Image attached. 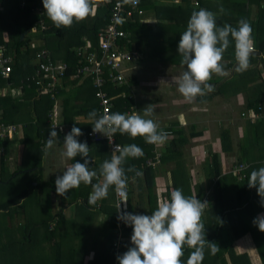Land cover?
Wrapping results in <instances>:
<instances>
[{
	"label": "crops",
	"instance_id": "obj_1",
	"mask_svg": "<svg viewBox=\"0 0 264 264\" xmlns=\"http://www.w3.org/2000/svg\"><path fill=\"white\" fill-rule=\"evenodd\" d=\"M139 2L144 15H135L132 20L120 25V29L128 35L120 42L128 49L131 48L129 45L132 40L129 31L124 29L125 25L135 23L156 25L160 27L158 31L171 26L168 21L161 19L163 17L159 18L154 7L147 6V0H139ZM169 2L179 3L174 0H154L155 5H168ZM127 4H129L128 7L131 6L130 3L127 2ZM209 5H213L212 12L217 13V24L220 26L227 23L237 27L241 18L247 19L251 24L255 50L248 70L243 72L237 70L234 56L235 42L232 41L224 54L223 62L226 67L224 75H213L209 81L214 90L203 97H197L193 102H188L179 93L172 80L174 76L186 71V66L182 63V65H174L178 63L177 60H182L181 56H172L178 48L179 40L176 38L174 41L170 37L171 34L166 32L170 42L167 38L164 42L161 38L154 39L152 42L156 46L155 53L152 50L141 53L143 60L138 62V69L128 75L124 84L117 87H111V85L105 87L113 103L114 113L123 111L116 108L117 98L111 96L112 91L110 93L109 91L111 88L117 91L128 87L127 92L121 93L120 96L129 97L135 105L123 113L140 112L142 115L143 109L153 104L155 111L149 118L170 133L164 144H151L152 156L147 159L146 166L142 165V168H139L140 165L137 163L139 158L126 160L125 169L135 167L143 173L142 176H136L134 172H126L127 184L130 188L126 196V211L151 215L158 203L170 200L173 190L182 189L186 196H197L201 201L209 202L202 217L206 228V239L218 244L219 251L213 255L206 248L204 264L212 261H217L219 264H264V232L253 224V220L264 213V206L260 203L261 198L257 190L248 187L250 173L264 167V122L253 119V114L258 112L259 107H264V0H211ZM220 5L227 10L226 14H219ZM99 6L105 5L102 3L94 5L91 14L85 20L63 28L73 29L82 23L88 24ZM202 7L205 8L203 4ZM8 11L13 12L11 19L17 17L15 20L10 19L15 24L8 30L23 32L20 39L24 44L20 48V61L23 67L19 75L22 74V70L25 71L28 84L25 89L22 84L13 85V87L7 85L8 87L0 89V98L11 97L17 101L19 107V116L16 120L14 117V121L10 122L3 120V113L0 111V124L16 128L12 138L9 136L0 138V189H3L1 184H15L22 174L29 176L35 171H41L44 176V172L49 169L46 172V179H52L54 176L57 178L58 175H62L75 161L83 163V157L78 156L69 160L61 155L64 151V137L74 125L83 132V135L77 139L80 142L86 141L90 148L89 155L93 161L90 168L98 173L93 183L102 182L103 178L99 175L100 166L105 160H110L113 152L107 142H96L88 135L93 128V121L88 119V113L94 109L100 112V103L96 97L92 79L86 77L81 80H72L67 77L57 86L53 96L42 90L35 83L37 55L47 51L53 62L72 64L74 60L71 61L67 49L71 42H60L61 52L48 47L53 22L47 17L42 0H0V13L4 14ZM142 19L148 22H143ZM9 31L5 33L9 34ZM55 47L58 49V45ZM4 48L6 56L11 59L13 65L15 74H12L16 77L17 72L14 66L17 51L14 48L11 50L15 56L13 57L7 54L6 46ZM142 64L144 66L140 68ZM140 86L146 87L148 91L138 90ZM30 92L34 96L29 94ZM159 98L160 103L154 104V100ZM44 100L52 102L53 106L47 109L45 124H41L38 118L47 105H38L37 102ZM36 125H39V130H45L44 136L39 139L41 146L38 148L30 147V144L24 141L28 137V130H32ZM52 126H56L55 130L59 137L54 148L48 150L46 141ZM120 135L116 133V137ZM117 142L121 144L118 138ZM169 145L171 146L168 147ZM158 154L159 162L155 166L150 165V161L157 162ZM241 166L245 168L240 170L239 174L235 173ZM55 169L57 173H54ZM147 170L150 173L149 176L146 174ZM242 176L245 177L242 178ZM41 178L37 175L25 182L26 187L19 190L18 194H13V197L22 196L19 204L14 206L5 217H0V220H3L1 227L4 226L6 233L4 238L0 236V247H3V249L0 248V261L8 258L13 260L16 256L12 253L13 242L23 237L20 234L18 236L14 233L9 234L5 226L9 225L19 231L22 226L21 220L25 215L23 207L27 201L26 198L32 193L39 192L38 189L41 186L46 188L51 183L55 185L53 182L56 178L53 181ZM7 181L11 182L7 183ZM8 188L14 191L13 187ZM86 192L88 195L84 201L93 212L94 220L87 221L86 214L77 215L75 204L78 203H70L69 192L65 196H60L54 188L48 195V197L52 195L54 200L51 217L40 220L36 228L39 230L44 221L49 225H55L54 219L59 210L64 207L63 215L71 221L69 222L71 225H69L70 229L63 226V234L69 235L75 242L74 246L77 247L79 243H93L98 236L97 231H102L104 226L105 230L109 228L108 212H110L116 220V233L123 241L121 249H113L112 252L115 256L112 264H119L117 256L122 255L127 248L133 229L119 227L115 189L110 188L106 200H98L94 205L88 203L92 192L91 185L87 186ZM5 204L6 201L4 203L1 201L0 209L5 208ZM90 252L94 250L90 248ZM93 255V253L86 254L84 264H89ZM189 255L190 249L185 248V254L182 257L184 264Z\"/></svg>",
	"mask_w": 264,
	"mask_h": 264
},
{
	"label": "clouds",
	"instance_id": "obj_2",
	"mask_svg": "<svg viewBox=\"0 0 264 264\" xmlns=\"http://www.w3.org/2000/svg\"><path fill=\"white\" fill-rule=\"evenodd\" d=\"M47 17L57 29L71 27L74 23L85 20L91 13L93 0H42ZM136 6L139 0H127ZM223 5L219 6V14H226ZM253 29L245 18L233 27L225 23L217 24V13L205 8L193 10L188 20L186 30L180 35L177 51L182 57L181 63L186 71L172 78L179 93L188 102L197 97H203L212 92L209 83L213 75H224L226 67L224 54L235 42V60L238 71H246L251 65L254 53ZM231 38V39H230ZM155 111V105L150 104L140 112L132 114L97 110L88 113V119L93 121L92 133L106 136L111 144L114 134L128 135L131 138L141 137L146 143L162 145L167 141L168 133L153 119L149 118ZM56 126H52L46 141V148L51 150L58 143ZM83 132L75 125L64 137V151L61 155L69 160L83 157L84 162L75 161L69 165L62 175L55 180L56 192L65 196L73 189L91 185L92 192L88 203L94 205L98 200L106 199L110 188L114 187L117 195L124 198L125 210L121 211L119 204L118 220L132 227V246L122 255L117 256L119 264H184L182 257L185 248L192 249L186 264H202L205 249L211 254L219 251L216 243L206 239V228L203 214L209 206L208 201H201L197 196H186L182 189L171 192L170 200L158 203L151 215L133 214L126 211V196L128 176L126 172H134L136 176L143 173L135 167L125 169L128 158H140L143 149L136 144L123 147L115 145L110 160H105L99 169L102 182L93 183L98 173L90 168L93 163L89 155L87 142L77 138ZM118 153V154H117ZM248 187L255 188L264 206V167L253 170L248 178ZM253 224L264 232V213L258 215Z\"/></svg>",
	"mask_w": 264,
	"mask_h": 264
},
{
	"label": "trees",
	"instance_id": "obj_3",
	"mask_svg": "<svg viewBox=\"0 0 264 264\" xmlns=\"http://www.w3.org/2000/svg\"><path fill=\"white\" fill-rule=\"evenodd\" d=\"M201 5L207 9L212 11L214 7L213 5H209L211 0H200ZM148 4L147 6L149 8L154 7L157 12L159 18L166 20L169 22L171 26H167L166 29L162 31H158L160 27H156L153 25H145V24H127L125 25L124 29L129 31L131 35L132 43L129 45L132 50H138L140 53H144L145 51L152 50L153 53H155L156 46L152 42L156 38H161L162 41H165V38H167L170 42V39L168 36H166V32H168L170 37L175 41L177 38L180 40V35L185 31V28L187 27L188 20L190 19V15L192 13L193 9L190 5L189 0H178V4H175L173 2H169L168 5L166 4H158L155 5L154 0H147ZM102 3L105 6H99L97 8V11L94 16H92V19L88 24L82 23L76 28L69 29V28H60L57 30L55 25L52 23L51 32L49 29V32L51 36L49 37V45L48 47L55 50L56 52H61L60 49V42H71L70 45L67 46L69 56L71 57V61H73L72 64H75L76 62V49L79 47H82L85 45V40H90L93 44V46H96L98 44V34L101 30V28L105 27L109 23L110 19V8L112 7L114 0H93V4H99ZM144 7L146 5L144 2H142ZM143 7V6H142ZM143 7V8H144ZM15 11V9H13ZM92 12V11H91ZM91 14V13H90ZM13 17V12H5L4 14L0 13V46H3L7 48V54L9 53L11 56H13V51H11L13 48L17 51V57H15L16 60V72L17 76L15 77L13 74L9 78H4L0 74V89L2 87H6L7 85L10 87L23 85L24 89L28 82H26L25 79V71H21L22 74L19 75V71L22 69V62L20 61L21 55H20V48L24 45L23 42H21V34L23 32L17 31H9L8 29H11V26H13L15 23L11 21L12 19H16L17 17ZM11 19V20H10ZM160 19V20H161ZM52 22V21H51ZM162 26V25H158ZM9 31L10 33L7 34L5 31ZM167 30V31H166ZM58 45V49L55 47ZM175 45V44H173ZM130 48V49H131ZM231 52L232 50H228ZM180 56L178 51L174 52V55L172 56ZM171 56V57H172ZM235 56V55H234ZM170 58V57H169ZM178 63H175L174 65H182L181 60H177ZM70 64V65H72ZM34 70V69H33ZM7 86V87H8ZM126 89V90H125ZM110 90V88H109ZM108 90V91H109ZM125 90V91H124ZM128 87L121 88L117 91H114L112 88L109 91L111 92V96H114L117 98L116 100V108L125 112L127 109H131L134 107L135 102L130 99L129 97L123 98L120 96L121 93L127 92ZM28 92V91H27ZM32 96V92H30ZM17 101L13 100L11 97L6 98H0V111L3 113V120L6 122L14 121L19 116V107L17 106ZM38 105H47L44 111L41 115H39L38 120L42 122L41 124H45L46 117L48 110L53 106L52 102H48L46 100L42 102H37ZM48 109V110H47ZM47 110V111H46ZM42 111V109H41ZM46 111V112H45ZM122 112V114H123ZM89 131V130H88ZM32 132L31 134H29ZM44 131L39 130V125L33 126L32 130H28L27 139H25V143L30 144V147L38 148L41 146L39 140L41 137L44 136ZM118 141L122 145H128V144H136L137 146L141 147L143 150H145L144 155L140 157L137 161V163L140 165L139 168H142V165L146 166L147 159L152 156V146L151 144H148L145 142V140L141 137L137 138H131L127 135H120L117 137ZM36 142V143H34ZM1 146V145H0ZM169 145L168 147H170ZM97 149V148H95ZM40 160V158L38 157ZM147 176L150 175L149 171L146 172ZM11 181H7V183H10ZM87 186L81 184V186L77 189H73L72 192H69L70 197V203H78L76 205L77 215L83 216L86 214L87 221L94 220L92 216H94L93 212L89 208V206L85 203L84 199L87 198L88 193L86 192ZM22 196H14L13 198H9L6 201L5 208H2L0 212V217H5L8 213L11 212V210L14 208V206L18 205L20 202ZM106 200V199H103ZM21 206V205H20ZM19 206V207H20ZM12 207V208H11ZM24 209V207H23ZM63 209H60L56 219L55 225H49L44 221L42 228L40 227L39 230H37V226L30 227L28 231L21 230L19 228V231L17 229H13L9 225L5 226L7 232L14 233L15 236H18L19 234L22 235V239H18L15 242H13L12 245V253L16 255L13 258V264H84L85 256L86 254L93 253V258L89 262V264H112L114 262L115 256H113V249L114 243L116 242V220L114 217L108 212L109 215V228L102 231H97L98 236L96 237L95 241L93 243L87 242L84 244L79 243V246H74V241L70 239V236L65 233V236L63 234L64 228H69V222L66 219V217L63 215ZM53 220V221H54ZM3 224V220H0V236L2 238L5 237L6 233L4 230V226L1 227ZM73 226V225H72ZM38 231V233H37ZM84 233L86 231H83ZM131 235L129 236L130 241L127 242V248L123 251L126 252L131 246ZM89 245V246H88ZM0 248L3 249L1 246ZM90 248L94 250V252H90ZM1 253V251H0ZM204 264V260L202 262ZM206 264H219L217 261L212 262H206Z\"/></svg>",
	"mask_w": 264,
	"mask_h": 264
},
{
	"label": "built area",
	"instance_id": "obj_4",
	"mask_svg": "<svg viewBox=\"0 0 264 264\" xmlns=\"http://www.w3.org/2000/svg\"><path fill=\"white\" fill-rule=\"evenodd\" d=\"M189 1L193 9L199 10L203 8L200 0ZM174 2H178V0H174ZM128 5L126 0H115L113 7L110 9L109 23L98 34V45L93 46L90 40H85V45L76 49L75 64L53 62L50 60L47 51L40 52L37 55L36 85L53 96L57 86L67 77L72 80L91 78L96 89V97L100 103L99 113L101 115L105 111L109 114L114 113L113 103L105 91V87L107 85L117 87L124 84L128 75L138 69V65L135 63L142 61L144 58L138 50L132 51L120 42L128 37L127 33L120 29V25L123 22H129L135 15H144V11L140 8V2L136 6L131 5L128 7ZM143 22L148 21L144 20ZM12 73L13 65L11 64V59L6 56L5 48L0 46V74L4 78H9ZM253 119L254 121L264 122L263 106H260L258 112L253 114ZM15 133L16 128L14 126L0 124V138L7 136L12 138ZM88 135L96 142H107L112 151L115 145L122 147L117 142L116 134L112 136L111 144L108 138L100 133L93 134L91 130ZM159 158L158 154L156 156L157 162L150 161L149 164L155 166L159 162ZM243 168L245 166L238 168L235 173L239 174V171ZM244 177L242 176V178ZM129 190L130 188L127 184V193ZM123 201L124 198L119 197L116 193L117 212L119 211V204H121V211L125 210ZM118 223L120 228L131 229L122 220H118ZM122 245V238L117 235L114 243L115 250H120Z\"/></svg>",
	"mask_w": 264,
	"mask_h": 264
},
{
	"label": "rangeland",
	"instance_id": "obj_5",
	"mask_svg": "<svg viewBox=\"0 0 264 264\" xmlns=\"http://www.w3.org/2000/svg\"><path fill=\"white\" fill-rule=\"evenodd\" d=\"M139 64V63H136V65ZM144 65L142 64L140 68H142ZM139 72V71H137ZM135 72V74L137 73ZM145 80V78H144ZM139 85V84H138ZM112 87V86H111ZM141 89V91L145 90V91H148L146 87H138V90ZM143 94V93H142ZM154 104L155 103H160V98L159 100H154L153 102ZM164 104V103H163ZM168 133V136H169V132ZM41 170V169H39ZM49 169H47L45 172H44V176L42 174L41 171H35L33 174L31 175H26V174H22L19 176V178L17 179V182L14 184L12 183V185H5V184H1L2 188L4 189H0V202L3 201V203L5 201H7L9 198H13V194H18L19 190L21 191L22 188H25L26 187V183L25 182H28L30 181L32 178H35L37 175L39 177H42L41 179L42 180H46V181H53L56 177L54 176L52 179H46V172L48 171ZM57 173V169H55L54 173ZM6 181V180H5ZM55 184V182H53ZM51 185V186H50ZM13 187L14 191H11L10 188L8 187ZM54 188H56L55 185H53L52 183L49 184V186H47L46 188H44L43 186L40 187V189H38L39 192H35L34 194L32 193V195L29 197L26 198L27 201H25V209H23V211L25 212L24 216H23V219L21 220L22 222V226H21V230H25V231H28V229L30 227H35L37 223L40 222V220H44V219H49V217H51V209H52V206L54 205L53 203V198H52V195L51 197L49 195V191L50 190H53ZM42 200V201H41ZM37 201H41V203H37ZM57 210V208H56ZM14 226V225H13ZM42 228V226H40ZM220 241V240H219ZM218 246V244H217ZM191 249H190V253H191ZM209 253V251H208ZM3 261V264H13V261L8 258V259H2L0 261V264L1 262Z\"/></svg>",
	"mask_w": 264,
	"mask_h": 264
}]
</instances>
